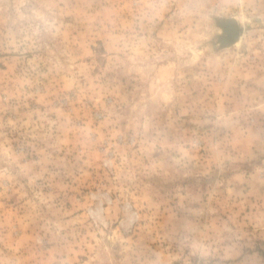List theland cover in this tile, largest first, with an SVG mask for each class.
I'll use <instances>...</instances> for the list:
<instances>
[{"label": "rangeland", "instance_id": "obj_1", "mask_svg": "<svg viewBox=\"0 0 264 264\" xmlns=\"http://www.w3.org/2000/svg\"><path fill=\"white\" fill-rule=\"evenodd\" d=\"M0 264H264V0H0Z\"/></svg>", "mask_w": 264, "mask_h": 264}]
</instances>
